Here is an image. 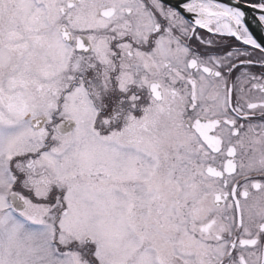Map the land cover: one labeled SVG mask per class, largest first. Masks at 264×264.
<instances>
[{"label": "snow or ice", "instance_id": "snow-or-ice-1", "mask_svg": "<svg viewBox=\"0 0 264 264\" xmlns=\"http://www.w3.org/2000/svg\"><path fill=\"white\" fill-rule=\"evenodd\" d=\"M0 264H264V0H0Z\"/></svg>", "mask_w": 264, "mask_h": 264}]
</instances>
